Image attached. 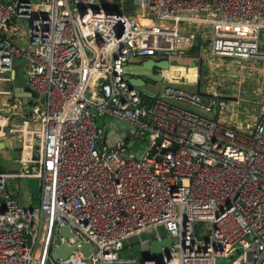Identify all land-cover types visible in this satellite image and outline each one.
Here are the masks:
<instances>
[{
  "label": "built area",
  "instance_id": "obj_1",
  "mask_svg": "<svg viewBox=\"0 0 264 264\" xmlns=\"http://www.w3.org/2000/svg\"><path fill=\"white\" fill-rule=\"evenodd\" d=\"M198 39L200 65L229 60L244 78L256 64L264 79V0H0V73L20 61L35 100L2 93L21 157L0 172V264H136L121 255L131 240L166 238L139 263L264 264V100L241 122L212 87L148 93L124 75ZM23 180L38 181L34 207L8 188ZM63 242L75 250L61 260Z\"/></svg>",
  "mask_w": 264,
  "mask_h": 264
},
{
  "label": "rangeland",
  "instance_id": "obj_2",
  "mask_svg": "<svg viewBox=\"0 0 264 264\" xmlns=\"http://www.w3.org/2000/svg\"><path fill=\"white\" fill-rule=\"evenodd\" d=\"M194 60L191 62L188 59H183L180 57H173L169 59L170 67L168 70H152L153 73L162 76L165 80H168L170 83L174 84L180 82L179 77L181 74H187L189 72L195 74L198 71V59L193 57ZM257 68L256 72L252 75H249L251 70L250 64L247 65V68L244 72L245 77H241V71L238 66L232 63L229 60L217 61L215 64V68H210L206 65L205 61H203L201 65V78H200V87L202 90L206 88L215 87L216 92H218L216 88V84L225 87L224 93L227 95H231L234 102H239L235 107L238 109V119L241 122H251L254 116H257L260 111V104L264 100V87L261 88V84H264V79L262 77L261 68L254 64ZM217 72H220V76H228L226 80L219 79ZM233 76H236L233 78ZM146 85L144 86V91L148 93H158L161 91L162 84L159 82H153L150 78H145ZM186 92L193 91V88H189L188 86H177ZM239 105V107L237 106ZM100 122V121H99ZM110 120H107L106 125L110 123ZM99 126H101L99 124ZM112 126V125H111ZM138 148L137 150H140ZM12 170H8L7 172H16ZM21 186L23 190L26 188H32L34 191L38 190L39 184L37 180H23L21 181ZM8 188H12L15 193V197L21 196V193L15 191L14 183H8ZM36 206V204L34 205ZM220 262V260L218 261Z\"/></svg>",
  "mask_w": 264,
  "mask_h": 264
},
{
  "label": "crops",
  "instance_id": "obj_3",
  "mask_svg": "<svg viewBox=\"0 0 264 264\" xmlns=\"http://www.w3.org/2000/svg\"><path fill=\"white\" fill-rule=\"evenodd\" d=\"M182 58L188 59L191 62L194 60V58L191 57L190 55H183ZM196 58L198 59V56ZM136 62H138V60H134L130 65V67L136 64ZM219 73L220 72H217L216 76H219V79L221 80L223 79L226 80L229 77V75L220 76ZM24 74H25V68L20 61H15L13 73H8V74L0 73V114L6 115L5 113L8 110V104L6 103L7 96L3 95L2 94L3 92H9V102L14 99L15 100L18 99L19 102L23 106H25L26 109L30 108L35 103L34 95L25 81ZM200 75H201V65L199 63L198 71L195 72V74L191 72L187 74H181V77H179L180 82L174 85L175 87L184 85V86H188L189 88H193V91H191L192 93L201 91L202 89L200 87V79H199ZM233 78H235V76H233ZM218 84L220 83L216 84L217 90L225 94L224 90L226 88ZM212 88L215 89V87ZM110 125L111 123L108 125V132L112 134L115 131L114 130L115 126L114 125L110 126ZM18 144H20L18 142V135L15 134L14 131H12L11 124L8 121L5 122L1 121L0 122V169L3 170V172L4 171L7 172L8 170L15 171L19 168L18 160L21 157V151H20L21 148L20 150H17ZM15 191L21 193V196H19L18 199L24 206H33L34 190L32 188L30 189L26 188L25 190H23V187L21 186L20 183L18 188L15 187ZM37 191L40 192L39 187ZM149 254H150V248L147 246L144 248L143 251H141V249L139 248L138 241L136 239L131 240L125 246V249L121 253V255L124 257H132L138 260V263L136 264H140L139 260L141 258L148 257Z\"/></svg>",
  "mask_w": 264,
  "mask_h": 264
},
{
  "label": "water",
  "instance_id": "obj_4",
  "mask_svg": "<svg viewBox=\"0 0 264 264\" xmlns=\"http://www.w3.org/2000/svg\"><path fill=\"white\" fill-rule=\"evenodd\" d=\"M169 67H170V63L167 60L155 61L154 59H147V60H143L141 62L136 63L134 66L125 68L124 75L127 77V82L130 87L144 89V86L146 85L145 78L148 77L153 82L161 83L162 84L161 91H164L166 89V86L170 84L169 81L165 80L162 76L153 73L152 70L154 69L168 70ZM167 103L170 105H173L172 102L167 101ZM184 109L187 112L194 113L191 109H188V108H184ZM233 112L234 111L231 109L230 120L234 118ZM113 125L116 127L115 129L123 130L125 135L132 133L133 127L125 122L113 120ZM115 136L116 138L119 137L118 134ZM20 148L21 146L20 144H18L17 150H20ZM58 234L63 239H66L69 234V230L67 227H61L58 231ZM171 242L172 240L170 238H166L162 240L161 242H157V241L151 242L149 245V248H150L149 256L156 257L162 254L164 251H165L164 253H166L167 250L171 246ZM162 249L164 250L163 252H162ZM73 250H75L74 247H69L66 244V242H63V243L58 244V246L55 247L54 255L56 258L64 260L67 258L69 253L72 252ZM90 250H91V247L89 244H83L80 251L84 254V256H87L90 253Z\"/></svg>",
  "mask_w": 264,
  "mask_h": 264
},
{
  "label": "trees",
  "instance_id": "obj_5",
  "mask_svg": "<svg viewBox=\"0 0 264 264\" xmlns=\"http://www.w3.org/2000/svg\"><path fill=\"white\" fill-rule=\"evenodd\" d=\"M200 44H201V41H199V39H198L197 42H196V45L192 49H190L189 51L185 52L184 55H190L191 57H197L198 53H199V45ZM145 99L150 101L149 98H145ZM0 172H3V170L0 169ZM4 172H6V171H4ZM39 196H40V192L39 191H34V197H33L34 198V203H33V206H28V207H34V205L37 204ZM16 199H18V198L16 197Z\"/></svg>",
  "mask_w": 264,
  "mask_h": 264
}]
</instances>
